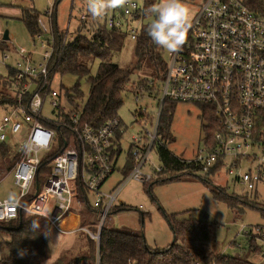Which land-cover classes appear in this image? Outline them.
Listing matches in <instances>:
<instances>
[{"label": "built area", "instance_id": "obj_1", "mask_svg": "<svg viewBox=\"0 0 264 264\" xmlns=\"http://www.w3.org/2000/svg\"><path fill=\"white\" fill-rule=\"evenodd\" d=\"M76 1L81 0H72L73 9ZM54 6L55 1L47 12L50 30L41 28L35 35V43L46 48L40 54L41 61L34 60L36 50L11 43L22 62L17 61L14 68L10 67L12 74L0 79V102L5 106L0 145L14 140L17 158L9 172H14L18 189L15 200L0 201V222L16 219L21 213L43 216L61 234L83 231L100 240L106 217L117 207L114 203L119 189L102 192L101 187L115 171L121 155L123 123L116 115L92 126L82 120L73 105L67 108L64 93L53 87L56 73L52 66L71 34L69 25L56 34ZM87 12L81 14L80 22L89 19ZM146 13V2L142 5L138 0H128L123 8L107 12L106 24L122 29L135 41L141 29L134 23L143 26ZM190 23L182 48L170 53L163 79L127 85L136 101L143 95L158 94L160 98L156 117L139 106L138 115H143L152 129L142 127L132 138V168L122 186L129 180L144 184L155 180L145 167L153 165L155 176L162 170L161 165L155 166L153 154L160 158L159 148H167L160 130L165 104L192 102L212 105L222 128L215 133L212 148L205 141V154L185 161L199 165L205 173L219 163L231 174L237 170L234 183L241 185L245 195L257 194L259 185L264 184V14L251 9L246 0H204ZM10 57L4 52L1 63L7 65ZM48 101L52 118L44 114ZM47 124L64 125L70 132L58 149L57 131ZM52 149L53 156L48 159L51 172L40 184L37 175L47 156L43 153ZM91 194L95 196L91 208L100 215L97 231L80 223L63 226L71 214L81 217ZM241 231L256 236L264 245V223L249 230L243 226Z\"/></svg>", "mask_w": 264, "mask_h": 264}, {"label": "rangeland", "instance_id": "obj_2", "mask_svg": "<svg viewBox=\"0 0 264 264\" xmlns=\"http://www.w3.org/2000/svg\"><path fill=\"white\" fill-rule=\"evenodd\" d=\"M55 0H0V40L6 31H9L11 40L8 47L13 49L12 44L23 46L29 50H36L34 60L38 63L41 61V53L46 49L36 41L28 30L26 24L21 19L22 10L25 7H34L40 12V27L50 30V18L47 12L54 4ZM132 1V0H131ZM142 5L146 0H138ZM156 0L155 3H158ZM204 0H190L184 3L190 9V21L195 17ZM87 12V0L76 1L75 8H72V0H60L56 7L57 23L61 29L70 27L69 41L76 36V30L81 26L79 18L82 13ZM150 12V11H149ZM70 19V20H69ZM154 16L151 13H146L143 24L148 25ZM70 22V24H69ZM135 26L141 29L142 23L135 22ZM81 33L85 32L83 29ZM50 32L48 33V37ZM37 40V39H36ZM135 42L131 38L126 41L122 51L115 56V62L121 66L128 67L135 63L134 55ZM163 59L168 62L170 58L169 51L160 47ZM8 50H0V76L5 77L11 72L10 67L14 68L16 62H22L19 56H14L13 52H9L10 59L7 60V65L1 63L3 53ZM17 57V58H16ZM99 61L96 60L92 67L91 73L95 75L98 71ZM144 70H135L132 75L131 82H139L144 78H152L151 75H146ZM153 79V78H152ZM130 84V83H129ZM159 82L157 86H159ZM76 86L83 93L80 97V102L85 104L89 98L91 91V82L88 77H82L75 74L56 72L53 79V87L60 89L73 90ZM124 93V99L118 109V116L123 123V138L121 139L122 151L118 159L117 166L114 172L104 182L101 187L102 192H114L119 189L118 200L114 203L118 208L122 203L126 204V208L117 211H112L105 219V226L115 228L130 233H140L145 237L148 245L153 248H167L172 243L179 242L186 245H191L197 248H205L223 253L227 256L241 257L250 262L264 264V245L257 240L256 246L261 251H255L250 247L249 240L241 231L244 226L246 230L253 228L258 224L264 223V213L243 201L245 194L242 192L241 185L234 183V177L237 170L233 174L229 172V168L222 167L214 176L202 170H196L190 175V179L180 181H168L161 183L159 181L171 177L168 172H165L162 167L161 172L154 174V166L146 165L145 169L153 173L155 182L144 184L136 180H129L123 186L125 178L129 175L130 162V145L132 138L139 133L142 127L152 129V126L146 122L143 115H138L139 106L147 108L149 113H153L156 117L158 111V102L160 96L155 94L141 96L139 101H136L134 92L127 90ZM66 90L64 92H66ZM63 92V93H64ZM66 107L71 109L72 104L64 93ZM77 101V100H76ZM170 104L166 107V112L172 115L170 129L167 131L163 128V142L168 150H170L178 158L189 160L196 159L199 155L205 154L202 149L205 148L206 131L205 126L212 129L213 122L206 120L203 117L204 110L202 106L192 102H177L172 108ZM49 101L45 105L44 114L50 116ZM5 114V106L0 102V123ZM24 136H20L23 139ZM14 144V140L11 142ZM15 145V144H14ZM14 148V147H12ZM15 150V148H14ZM54 150L43 153V157L49 155ZM153 160L155 166L162 165L158 154L154 152ZM3 165L10 161V158L3 156L0 160ZM14 164V163H13ZM247 164H243L246 166ZM13 166V165H12ZM0 180V201L15 200L17 197V187L14 183V172L4 170ZM206 177L210 178V182H205ZM188 180V181H186ZM224 188L227 193L238 200L237 205L232 208L223 201L215 198L213 188ZM91 202H94L95 196L90 195ZM250 200L264 206V184L259 185L258 193L252 194ZM178 213L185 218L196 220H209L217 223L215 232V241L206 242L192 238H176L171 226L168 222V214ZM81 214V212H80ZM90 230L96 227L100 220L98 213L88 214ZM0 236H5L0 233ZM87 233L83 231H75L73 233H64L50 228L48 232L49 240L52 242V248L56 255L67 252L68 248L76 249L82 237H86ZM77 246V247H76ZM205 251V250H204ZM70 252V251H69Z\"/></svg>", "mask_w": 264, "mask_h": 264}, {"label": "trees", "instance_id": "obj_3", "mask_svg": "<svg viewBox=\"0 0 264 264\" xmlns=\"http://www.w3.org/2000/svg\"><path fill=\"white\" fill-rule=\"evenodd\" d=\"M59 1L55 0L53 14L56 34L61 31L56 15V7ZM155 1L146 0L147 13H150L149 9L155 4ZM246 1L251 9L264 14V0ZM87 14L89 19L80 22L81 26L76 30L75 38H72L61 49L60 57L55 59L52 71L62 74H75L80 78L88 77L91 82V91L85 104L80 102L83 93L79 86L73 90L64 88L62 90L63 92L66 90L64 93L74 109L80 112L83 121L92 126H100L107 119L118 115L126 86L131 82L135 70L142 69L147 76L151 75L153 78H144L146 80L160 81L165 75L167 61L163 59L160 47L147 34L149 24H143L138 38L134 41L135 63L128 67L121 66L115 62V56L124 48L129 39L128 34L116 27L109 28L105 16L101 19H94L88 12ZM40 17V12L34 7H25L22 10L21 19L34 37L41 31ZM81 29L85 32L81 33ZM6 47H8L7 41L0 40V50H4ZM96 60L99 61L98 71L92 75L91 70ZM141 81L143 82V80ZM175 103L168 101L165 104L160 124L161 133L164 132L163 128L167 131L170 129L172 115L169 112L165 113V111L168 104H170L169 108H172ZM198 105L202 106L204 110L203 117L213 122L210 131L209 127L205 126L207 132L205 139L208 148H212L213 137L222 128L220 119L212 105ZM50 126L57 131L56 149H58L63 143V138H69L70 132L64 125L52 124ZM12 147L14 146H11L10 143L0 145V160L3 156L10 158L6 165L0 161L1 169V166L7 167L4 170L10 169L15 162L17 150ZM158 152L162 162L161 166L168 174H170L169 172L172 173L170 174L171 177L159 181L161 183L190 179L189 176L201 168L195 163H187L178 158L167 148L161 147ZM52 156L53 154L47 155L41 165L37 175L40 184H43L46 176L51 172L48 159ZM131 168L132 163L129 162V172ZM221 168L222 165L219 163L207 173V176L216 175ZM1 171L3 173V170ZM208 177H206L205 182H210ZM153 182L150 183L149 187H152ZM213 189L216 199L227 203L232 208L237 205L238 200L229 195L224 188L214 187ZM80 193L84 198V192ZM243 198L244 203L264 213V206L250 200V195H245ZM126 207V204H121L120 208H116L119 211ZM80 212V226H87L89 224L88 214L94 213L89 199L85 200ZM167 218L176 238H192L206 242L215 241L217 223L209 220L185 218L178 213L168 214ZM33 221H38V229L33 228ZM51 227L53 226L47 218L26 213H21L16 219L0 222V233L5 234L3 237L0 236V264H257L241 257L227 256L212 251V249L197 248L179 242H174L164 249L153 248L147 244L145 237L140 233L125 232L108 226L102 228L100 240H95L87 233L86 237H82L83 240H80L81 243L78 247L76 246V249L68 248L67 252L56 255L48 237ZM53 229L56 230L54 227ZM92 231H97V227H93ZM245 235L249 240L250 247L255 251H261L256 246V236Z\"/></svg>", "mask_w": 264, "mask_h": 264}, {"label": "clouds", "instance_id": "obj_4", "mask_svg": "<svg viewBox=\"0 0 264 264\" xmlns=\"http://www.w3.org/2000/svg\"><path fill=\"white\" fill-rule=\"evenodd\" d=\"M127 3L128 0H87V11L94 19H101L108 11L123 8ZM149 11L154 19L147 27L148 36L169 52L179 51L191 27L190 9L184 0H159ZM33 228H39L38 221H33Z\"/></svg>", "mask_w": 264, "mask_h": 264}, {"label": "crops", "instance_id": "obj_5", "mask_svg": "<svg viewBox=\"0 0 264 264\" xmlns=\"http://www.w3.org/2000/svg\"><path fill=\"white\" fill-rule=\"evenodd\" d=\"M7 45H10V41L9 42L7 41ZM4 50H8V52L10 53L13 52L14 56L17 55L16 52L13 49H10L9 47H6ZM9 74H11V72H9ZM5 77H8V76H5ZM1 78H4V77L0 76V79ZM122 204H125V203H122ZM80 220H81V217L79 216V214L73 213L63 222V225H65L66 228H69V227L75 226L77 223H80Z\"/></svg>", "mask_w": 264, "mask_h": 264}, {"label": "water", "instance_id": "obj_6", "mask_svg": "<svg viewBox=\"0 0 264 264\" xmlns=\"http://www.w3.org/2000/svg\"><path fill=\"white\" fill-rule=\"evenodd\" d=\"M9 39H10L9 31H6L5 34H4V36H3V40L8 41Z\"/></svg>", "mask_w": 264, "mask_h": 264}, {"label": "bare ground", "instance_id": "obj_7", "mask_svg": "<svg viewBox=\"0 0 264 264\" xmlns=\"http://www.w3.org/2000/svg\"><path fill=\"white\" fill-rule=\"evenodd\" d=\"M63 226H65V225H63Z\"/></svg>", "mask_w": 264, "mask_h": 264}]
</instances>
